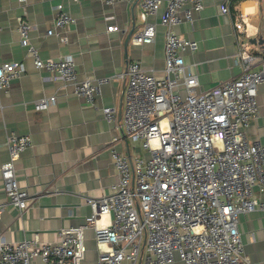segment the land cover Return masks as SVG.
Wrapping results in <instances>:
<instances>
[{"label": "built area", "instance_id": "2783aa9c", "mask_svg": "<svg viewBox=\"0 0 264 264\" xmlns=\"http://www.w3.org/2000/svg\"><path fill=\"white\" fill-rule=\"evenodd\" d=\"M101 1L113 4L124 0ZM233 1L225 0L222 11L230 13ZM162 5L165 75L157 76L139 60L128 62L126 71L118 74L127 80L124 126L147 154L112 149L118 181L110 194L88 199L92 214L82 227L95 230L98 264H140L142 257L148 264H169L176 257L185 264H253L245 252L238 221L241 214L264 210V201L253 191L258 179L264 190V143L251 141L246 134L258 111L264 59L255 67L250 48L241 44L240 75L198 91V75L186 65L182 53L187 47L197 49L198 43L174 28L193 21L195 12L204 9V0H142L144 25L131 41H154L156 23L148 18ZM56 8L57 16L46 34L67 41L63 31L77 19L62 3ZM18 21L21 43L34 66L71 85L74 94L97 108L101 86L110 77L80 79L72 55L44 59L31 41L32 24L24 17ZM114 27L110 25L108 30ZM236 27L241 30L244 23L237 21ZM26 70L24 61L0 64V91ZM56 99V94L43 96L34 101V107L47 109ZM102 110L108 120H116L115 107ZM31 143L29 134L10 133L6 141L9 159L0 163L5 193L22 212L33 201L17 179L15 163ZM2 210L3 206L0 214ZM104 214L112 215L108 223H100ZM82 252L81 233L75 228L64 229L59 239L50 243L36 238L8 241L0 236V264H39L38 258L44 264H72Z\"/></svg>", "mask_w": 264, "mask_h": 264}, {"label": "crops", "instance_id": "0c3cea01", "mask_svg": "<svg viewBox=\"0 0 264 264\" xmlns=\"http://www.w3.org/2000/svg\"><path fill=\"white\" fill-rule=\"evenodd\" d=\"M141 1L107 4L101 0H0V64L24 61L27 67L8 89L0 91V163L9 159L6 141L10 133L29 134L32 139L15 163L17 179L33 201L28 209L22 212L9 201L0 173V236L8 241L36 238L50 243L57 241L64 229L75 228L81 233L83 252L72 264H98L95 230L82 227L92 214L88 199L110 194L117 183L118 172L111 156L114 147L131 155L147 154L124 126L127 80L118 74L126 71L128 62L139 60L157 76L165 75L166 28L161 24L165 5L148 18L156 23L154 41H131L144 25ZM59 3L77 19L63 31L67 41L46 34L57 16ZM204 3L193 21H183L174 28L198 43L197 49L187 47L182 52L186 65L198 75V91L240 75L241 44L250 48L255 67L264 59V42H260L264 41V0H234L230 13L222 11L225 0ZM245 16L250 17L247 23ZM19 17L32 24L31 41L44 59L72 55L80 79L110 77L101 86L97 108L74 94L71 85L50 78L48 72L34 66L21 43ZM237 21L244 23L243 29H237ZM110 25H115L114 29L108 30ZM54 94L56 102L47 109H35L36 99ZM104 106L115 107L116 120L107 119ZM246 134L251 141L264 143V82L258 85V111ZM262 183L258 179L253 191L264 201ZM111 218L104 214L100 223H108ZM238 227L253 264H264V210L241 214ZM37 262L44 264L41 258ZM140 264L148 263L142 257ZM169 264L185 263L176 257Z\"/></svg>", "mask_w": 264, "mask_h": 264}, {"label": "water", "instance_id": "95a60500", "mask_svg": "<svg viewBox=\"0 0 264 264\" xmlns=\"http://www.w3.org/2000/svg\"><path fill=\"white\" fill-rule=\"evenodd\" d=\"M132 34H133V30L130 31V33L128 35V40L131 38ZM254 41H256V40H254ZM260 42H264L263 39H260Z\"/></svg>", "mask_w": 264, "mask_h": 264}, {"label": "rangeland", "instance_id": "374dc122", "mask_svg": "<svg viewBox=\"0 0 264 264\" xmlns=\"http://www.w3.org/2000/svg\"><path fill=\"white\" fill-rule=\"evenodd\" d=\"M249 19H250V17H248V16H247V17L245 16V18H244V20H245L246 23H247V21H248ZM249 27H250V25H249ZM250 32H251V30H250Z\"/></svg>", "mask_w": 264, "mask_h": 264}]
</instances>
